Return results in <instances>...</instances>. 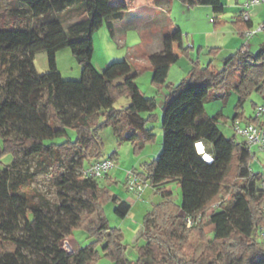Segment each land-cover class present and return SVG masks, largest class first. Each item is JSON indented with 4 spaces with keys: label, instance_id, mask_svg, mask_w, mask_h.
Wrapping results in <instances>:
<instances>
[{
    "label": "trees",
    "instance_id": "trees-1",
    "mask_svg": "<svg viewBox=\"0 0 264 264\" xmlns=\"http://www.w3.org/2000/svg\"><path fill=\"white\" fill-rule=\"evenodd\" d=\"M180 1L191 7L211 5L217 15L225 12L222 0ZM9 3L11 7L0 14V67L5 77L0 80V264H92L101 253L99 246L114 264H196L195 259L183 258L184 245L180 243L187 233L207 242L203 230L207 223L214 225L209 242L220 245L208 264H264V247L260 245L264 241L257 233L264 223V174L252 170L255 155L247 143L223 132L220 118L224 115H209L205 107L206 99L234 92L235 120L243 117L239 111L253 92L264 96V40L256 51L241 48L224 58L218 70L211 62L193 61L187 76L167 85L163 148L147 164L146 177L162 192L164 201L145 215L141 234L146 243L139 248L138 258L131 260L126 256L128 245L122 241V231L111 226L105 206L114 203V213L124 219L132 203L102 185L100 180L109 179L110 173L94 178L85 176L84 171L105 159L100 130L112 125L118 113L125 114L132 127L126 139L137 150L156 139L154 128L149 127L156 99L142 94L138 73L130 63L114 61L102 71L92 63L94 33L107 16L132 9L134 0ZM69 14H75L77 20L68 21ZM8 15L11 24L5 21ZM237 21L243 31L251 28V20L242 15ZM181 41L180 30L168 33L163 51L149 55L155 88L166 85L170 67L179 59L174 43ZM64 48L71 49L81 66L80 79H64L58 70L57 54ZM40 51L48 57L49 71L45 73H39L34 63ZM191 51L184 48L183 55ZM121 97L129 103L119 109L115 103ZM100 112L106 114L100 124L80 121L82 116ZM69 129L76 132L75 138ZM198 142L212 155L211 163L198 153ZM6 152L13 155L11 165L2 164ZM19 154L27 163H35L33 171L19 170ZM116 157L114 153L109 159L115 162ZM40 173L51 174L61 196L62 201L54 204L55 214H49L51 201L34 186ZM183 179L218 184L213 196L191 215L190 227L187 217L179 214L182 209L189 214L187 204L175 203L172 191L166 189ZM228 195L233 204L225 208ZM76 229L86 231L94 240L70 254L62 242Z\"/></svg>",
    "mask_w": 264,
    "mask_h": 264
},
{
    "label": "rangeland",
    "instance_id": "rangeland-1",
    "mask_svg": "<svg viewBox=\"0 0 264 264\" xmlns=\"http://www.w3.org/2000/svg\"><path fill=\"white\" fill-rule=\"evenodd\" d=\"M11 7L9 0H0V14H4L5 11ZM187 8V7H186ZM194 8V7H193ZM68 21L72 22L77 20V16L72 14L67 17ZM2 19V16L0 17ZM10 16L5 19L7 23H10ZM5 21H2L5 23ZM11 24V23H10ZM258 27L255 29L257 30ZM108 32L107 27L103 25L102 28L98 29L93 36L94 40V52L92 57V63L96 66L98 71H102L111 60L120 59L127 57L130 60L133 69L140 72V77L138 78V83L140 84L142 93L145 95H155L157 98V107L154 111L155 119L149 124V127L154 128V133L156 134L155 141L148 143L143 149L137 150L136 145L126 139V134L128 128L131 127L129 124L125 123L122 114L118 119L116 124L104 126L100 130V136L104 141L103 157L109 158L112 154L117 153L115 159L116 166L110 171V178L100 180L102 185H108L109 189L118 194L123 199H129L132 203V208L126 218V221L119 218L114 213L115 204L110 202L105 206L109 222L111 226L118 227L122 231V241L124 244L128 245V250L126 256L131 260H136L139 254V248L146 243V240L141 234V228L143 226V221L145 215L152 211L154 207L164 201V197L161 191H157L150 183L146 180L148 175L147 164H149L154 158H156L162 148H163V129H162V116H163V105L166 99L165 93L167 92V84L164 85V89L153 88L150 82V76L146 72L149 66L148 60H138V55H144L148 53L149 50L147 44L144 42L137 45V40L140 35L135 32H128L126 45L118 47L113 38L107 37ZM262 38V33H260L259 38ZM253 45L252 51H256L259 48V43L255 40L250 42ZM220 46L221 44H217ZM216 45V46H217ZM177 50H180L179 45H177ZM156 49V48H154ZM158 49V48H157ZM185 56V55H184ZM194 57H196L194 55ZM228 57L227 54H221L218 61L215 63L218 67L223 66V59ZM206 61V60H205ZM35 67L39 73H45L49 71L48 57L45 51H40L35 55L34 59ZM57 65L58 70L61 72L64 79H80L81 77V66L79 65L76 57L73 55L70 48H64L60 50L57 54ZM180 66L178 64L173 66L170 73L169 80L173 83L180 82V77L178 78V70ZM220 68V69H221ZM180 71H182L180 69ZM182 77V76H181ZM5 77L0 67V80L4 81ZM168 90V89H167ZM237 102V95L234 92H230L226 102L219 99H210L206 101V111L209 115H214L218 111H223V117L220 118V125L226 136L230 138H235L237 141H243L241 136H236L235 132L231 128L232 117L236 111L235 104ZM129 103V99L126 97H121L115 103L116 108H122ZM264 103V96L259 92H253L246 100L244 108L239 112H243V117L241 118V123L245 124L247 121H251L255 118L257 114L256 105H261ZM144 113L143 115H145ZM82 122L89 123L91 125H97L105 120L103 113H97L93 116H82ZM259 121L264 123V115L259 118ZM69 135L72 138L76 137V132L73 129L68 130ZM62 139H57L61 141ZM252 151L255 153V157L251 162V168L254 172L263 173L264 165V151L253 146ZM22 159L19 162V170L22 172L33 171L35 163H27L25 158L19 154ZM13 155L11 152H6L2 157L3 165H11ZM93 161V160H92ZM90 161V162H92ZM88 163H86L87 165ZM135 172L142 183L141 185V195L136 193V190L130 189L127 182V175L130 172ZM141 175H140V174ZM34 186L44 193L47 198L52 203V210L48 211L49 214H55L56 209L54 204L60 203L61 196L58 193V188L55 185L54 179L49 173H40L36 176ZM167 190L172 191V199L178 205L188 204L189 215L195 214V212L207 201L218 189V184L207 181L183 179L182 182H172L166 186ZM190 194V195H188ZM233 204L231 196L225 198L224 206L229 208ZM219 208L218 204L214 205V208ZM188 213V212H187ZM179 214L186 215L182 210ZM204 233L207 235V242L200 239L197 234L187 233L186 240L180 243L184 245L182 250V256L185 260L195 259L198 262L196 264H208L215 257L217 250L219 249V244L209 242L214 236V225L207 223L204 226ZM70 240L72 247L76 250L79 247H84L91 243L94 238L90 237L89 234L82 230L76 229L73 235L67 237ZM260 240V239H259ZM259 242H262L261 240ZM264 247V243L260 244ZM101 252L99 257L94 260L92 264H114L113 261L101 250V246L98 247ZM31 256V255H30ZM32 258V257H31ZM243 264V263H239Z\"/></svg>",
    "mask_w": 264,
    "mask_h": 264
},
{
    "label": "crops",
    "instance_id": "crops-1",
    "mask_svg": "<svg viewBox=\"0 0 264 264\" xmlns=\"http://www.w3.org/2000/svg\"><path fill=\"white\" fill-rule=\"evenodd\" d=\"M247 1L248 0H222L225 6V12L217 15L211 5H197L193 6V8L180 0H134V7L132 9L111 14L104 19L103 25H105L108 30V32L106 31L104 34L106 33L107 37L109 36V38H113L118 47L126 45L128 32H137L140 35V38L136 42L138 43L137 45L145 42L148 49L152 51H148V53H145L144 55H138L137 58L138 60L143 61L148 60L149 66L147 67L146 72L148 73V76H150V82L152 85L153 69L149 61V55L163 51L165 35L180 30L182 32V41L174 43V52L179 56V59L170 67L166 83L167 85H175L173 81L169 80V77L173 66L176 64L180 66L177 76L182 79L188 75L193 61L202 64H208L211 62L214 70H218L221 67H218L215 63L218 61V58H220L221 54L225 53L229 56L241 48L244 49L245 45L248 46L247 50H252L253 45H251L250 42L253 40L257 41L260 45L264 40V32H257L247 42L244 36L246 30L243 31L241 29V22L237 21V18L240 17L243 6ZM250 20L251 29H255L264 23V2L255 4L251 8ZM260 33H262V38H259ZM217 44L221 45L218 46ZM177 45L180 47L179 51L176 48ZM187 47L191 48L192 51L187 56H184L183 49ZM212 49H215L216 51H210ZM194 55L196 57H194ZM112 60L111 62L126 60L132 66L127 57L114 59V61ZM94 67L96 68L95 65ZM133 68L134 67L132 66V69ZM180 69L182 71H180ZM133 71L138 73L139 78L140 72L134 69ZM138 86L142 92L139 83ZM152 87L154 88V86ZM164 87L165 86H163L162 89H164ZM167 89V92L165 93L166 96L168 94ZM229 93L230 92L221 93L223 96L222 98L213 97L212 99H219L225 103ZM145 96L155 98L157 102L155 95ZM210 99L211 98L205 100V107L206 101ZM218 112L223 114V111ZM122 114L123 113H118L114 119V124H116L117 119ZM105 115L106 114L103 113V116ZM154 119L155 114L152 116L151 122ZM80 121L82 122L81 119ZM124 121L129 124L126 116L124 117ZM131 131L132 127H129L125 136L126 138ZM127 200L129 201V199ZM127 217L128 215L123 220L126 221Z\"/></svg>",
    "mask_w": 264,
    "mask_h": 264
},
{
    "label": "built area",
    "instance_id": "built-area-1",
    "mask_svg": "<svg viewBox=\"0 0 264 264\" xmlns=\"http://www.w3.org/2000/svg\"><path fill=\"white\" fill-rule=\"evenodd\" d=\"M264 2V0H248L245 5L243 6L241 15L244 20H250V10L251 8L258 3ZM264 30V23L261 24L257 30L256 29H248L244 32V36L249 41L250 38H252L257 32ZM248 48L247 45L244 46V51H246ZM257 114L255 116V120L247 121L245 124L241 123V118H237L232 121L231 128L235 132L236 136H241L243 138V141L247 143L249 148L252 150L253 146H256L258 149H261L264 151V123L259 121V118L264 115V103L261 105H256ZM203 145V151L198 152L202 155L203 159L207 162L211 163L213 161V157L211 154L207 153L205 151V146L203 142H198V144ZM253 152V151H252ZM255 155V153H254ZM116 166V163L109 158H105L102 160H98L93 162L91 165L88 166V168L85 169L84 174L85 176H90L94 178H102L105 176L106 173H110V171ZM263 174H264V165H263ZM127 182L130 189L136 190V193H139L141 195L142 190V183L140 182L138 176L134 172H130L127 175ZM262 187L264 188V179L262 182ZM262 212L264 216V201L262 202ZM187 217V225L190 227L193 224V218L191 215H185ZM200 217V216H199ZM258 236L261 240L264 241V223L258 227ZM62 248L68 252L73 253L75 249L72 247L71 242L69 239H64L62 242Z\"/></svg>",
    "mask_w": 264,
    "mask_h": 264
},
{
    "label": "bare ground",
    "instance_id": "bare-ground-1",
    "mask_svg": "<svg viewBox=\"0 0 264 264\" xmlns=\"http://www.w3.org/2000/svg\"><path fill=\"white\" fill-rule=\"evenodd\" d=\"M198 146H199V147H198ZM197 149H198L199 152H202L203 149H204V148H203V145H202L201 143L198 144V145H197Z\"/></svg>",
    "mask_w": 264,
    "mask_h": 264
},
{
    "label": "clouds",
    "instance_id": "clouds-1",
    "mask_svg": "<svg viewBox=\"0 0 264 264\" xmlns=\"http://www.w3.org/2000/svg\"><path fill=\"white\" fill-rule=\"evenodd\" d=\"M197 151H198V149H197Z\"/></svg>",
    "mask_w": 264,
    "mask_h": 264
},
{
    "label": "snow or ice",
    "instance_id": "snow-or-ice-1",
    "mask_svg": "<svg viewBox=\"0 0 264 264\" xmlns=\"http://www.w3.org/2000/svg\"><path fill=\"white\" fill-rule=\"evenodd\" d=\"M199 147V146H198Z\"/></svg>",
    "mask_w": 264,
    "mask_h": 264
},
{
    "label": "water",
    "instance_id": "water-1",
    "mask_svg": "<svg viewBox=\"0 0 264 264\" xmlns=\"http://www.w3.org/2000/svg\"><path fill=\"white\" fill-rule=\"evenodd\" d=\"M197 147V146H196Z\"/></svg>",
    "mask_w": 264,
    "mask_h": 264
}]
</instances>
